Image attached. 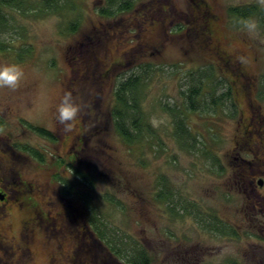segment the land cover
<instances>
[{
  "label": "rangeland",
  "instance_id": "obj_1",
  "mask_svg": "<svg viewBox=\"0 0 264 264\" xmlns=\"http://www.w3.org/2000/svg\"><path fill=\"white\" fill-rule=\"evenodd\" d=\"M204 1L224 50L244 52L243 70L256 76L264 119V0ZM61 3L54 13L5 10L11 27L0 36L11 48L0 52V63H18L25 75L17 88H0V191L9 196L0 200V264H127L92 228L85 230L95 215L118 249L126 255L145 250L152 264H264V212L254 208L256 196L243 182V172L264 169V132L242 139L246 100L235 107L229 98L212 113L182 107L206 145L193 151L180 147L165 111L181 106L201 70L210 72L209 100L233 77L206 45L198 0H135L132 10L111 18L101 13L109 0ZM247 6L257 10L255 34L230 14ZM147 63L143 111L163 146L146 138L130 147L109 120L114 90ZM66 90L81 105L70 131L54 118ZM71 162L86 179L73 173ZM164 186L170 199L159 196Z\"/></svg>",
  "mask_w": 264,
  "mask_h": 264
},
{
  "label": "trees",
  "instance_id": "obj_2",
  "mask_svg": "<svg viewBox=\"0 0 264 264\" xmlns=\"http://www.w3.org/2000/svg\"><path fill=\"white\" fill-rule=\"evenodd\" d=\"M63 1L64 0H0V35L6 33L11 27L10 19L8 18L5 10H15L20 12L21 14H28L32 11H37L38 13H54L61 9V2ZM119 1L109 0V7L105 10H102L101 13L104 16L111 18L120 12H126L133 9L135 0H123L121 2ZM168 1L169 0H157V3H159L160 5L165 2L168 3ZM200 4L202 3L200 2ZM197 8L200 15H202L200 12L201 8L202 11H206V8H199L198 6ZM230 14L241 19L251 18L257 14V10L255 6L236 7L230 9ZM209 16L212 15L210 14ZM143 17V23L145 24L147 16L143 15ZM71 26L72 27L70 31H74L77 29L78 23L72 24ZM10 48L11 46H9L6 41L1 40L0 36V52L8 51V49ZM19 56L22 57L20 53ZM141 69L143 70V73L141 72L140 74H134L120 81L115 86L114 104L110 110L109 120L113 123L116 133L130 147L143 144V141L146 138H155L157 139V143L159 144V146H163L158 133L154 130V127L150 124V122L147 121V117L145 112L143 111L142 105L143 89L146 85L148 74L147 72L152 70V66L150 63H147L141 65ZM209 75L210 72L201 70L199 77H194L189 81V84H191V86L186 92L183 93L182 97L184 98V100L181 106L168 105L167 107H165V111L173 118L175 126V137L182 149L193 151L196 150L199 143L203 146L205 145L200 141L199 136L195 135L191 130L182 107H184L188 112L212 113L214 111L216 112L217 109L222 107L223 103L230 98L229 93H221L215 95V92H218L217 89L213 90V94L209 96L210 100L204 97V95L207 94L206 92H204V89L206 85V79L209 77ZM214 83L219 84L218 87L223 84L222 80H216V82ZM206 99H208L209 101L207 102ZM230 114L232 117L236 116L235 111H232ZM33 129L40 135L47 137L50 140H55L54 135L48 130L34 127ZM21 149L27 153L32 154L41 162L44 161L42 155H40V153L31 149L30 147L24 146L21 147ZM204 149L205 147H203V150ZM205 151L208 155L209 150L207 149ZM71 159L72 162L76 161L77 155L73 154L71 156ZM63 162L64 161H61V165ZM72 162L69 163V167L73 168V173L77 177H83L86 179L85 174L76 169L73 166ZM167 192V187H165V189H161V191L159 192L160 198L170 199V193ZM169 209L174 213H177L175 207L170 206ZM89 227L95 231V233L99 237V240L109 247L111 253L120 260L125 261L127 264H152L151 258L148 256L145 250L136 249L134 250L135 253L126 255L122 250L118 249L108 237L106 230L99 225L96 215L93 216V218L90 220L89 225L86 224L85 230H87ZM212 229L214 230L216 228ZM219 232H225V230L219 228Z\"/></svg>",
  "mask_w": 264,
  "mask_h": 264
},
{
  "label": "flooded vegetation",
  "instance_id": "obj_3",
  "mask_svg": "<svg viewBox=\"0 0 264 264\" xmlns=\"http://www.w3.org/2000/svg\"><path fill=\"white\" fill-rule=\"evenodd\" d=\"M198 2L199 3H196V5H201L200 7L208 9L204 0H198ZM200 2L202 4H200ZM200 10L204 18V25H202V36L207 42L206 45L210 46L212 50H214L215 54H218L221 60L224 61L226 65L231 68V73L233 75L232 80L229 81L230 85L228 89L225 88V90H223V92L221 93H229L230 98L234 101L233 105L235 107H238L237 101L239 102L240 100H242V98L246 100L245 109H247L246 111L248 113V116H246L243 112V117L239 124V126L241 127L239 130L242 133V139H244L245 142H248V140L254 139V134L255 136L261 138L262 133L264 132V119L262 118L260 108L258 106L256 107V76L254 77L252 75H249L245 70H243V61L246 57L244 52H242L241 50H237L235 52H228L224 50L222 43L217 38L216 31L214 29L216 26L215 24H213L214 20H216L215 16H209L210 14L207 10ZM233 94L235 95V98ZM245 172H243V182L246 184L247 188L250 189L251 194L256 196L253 200V206L254 208H257V206H259L260 211L263 213L264 169L260 168L256 170V172ZM1 193L5 195V199L2 202L6 203L9 200V196L7 192L3 190L0 191V194ZM58 216L59 218H63L62 214H58ZM261 220L263 219H260V221ZM56 221V219H53V222ZM49 264H53V262H50Z\"/></svg>",
  "mask_w": 264,
  "mask_h": 264
},
{
  "label": "clouds",
  "instance_id": "obj_4",
  "mask_svg": "<svg viewBox=\"0 0 264 264\" xmlns=\"http://www.w3.org/2000/svg\"><path fill=\"white\" fill-rule=\"evenodd\" d=\"M242 25L249 34H255L258 29V21L254 18H244ZM24 68L13 62L0 63V88L15 89L24 78ZM81 111V105L73 98L71 90H66L59 98L56 105L54 118L64 126L66 131L73 127V121L78 118Z\"/></svg>",
  "mask_w": 264,
  "mask_h": 264
},
{
  "label": "water",
  "instance_id": "obj_5",
  "mask_svg": "<svg viewBox=\"0 0 264 264\" xmlns=\"http://www.w3.org/2000/svg\"><path fill=\"white\" fill-rule=\"evenodd\" d=\"M4 199H5V195L1 193V194H0V200L3 201Z\"/></svg>",
  "mask_w": 264,
  "mask_h": 264
}]
</instances>
